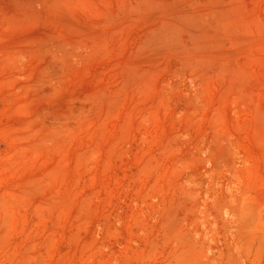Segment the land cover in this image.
I'll list each match as a JSON object with an SVG mask.
<instances>
[{
  "label": "rangeland",
  "instance_id": "obj_1",
  "mask_svg": "<svg viewBox=\"0 0 264 264\" xmlns=\"http://www.w3.org/2000/svg\"><path fill=\"white\" fill-rule=\"evenodd\" d=\"M0 264H264V0H0Z\"/></svg>",
  "mask_w": 264,
  "mask_h": 264
}]
</instances>
